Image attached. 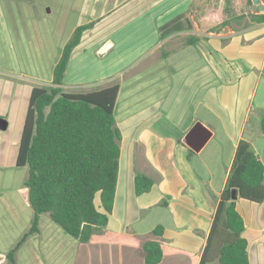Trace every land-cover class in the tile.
Returning <instances> with one entry per match:
<instances>
[{
	"label": "crops",
	"instance_id": "crops-1",
	"mask_svg": "<svg viewBox=\"0 0 264 264\" xmlns=\"http://www.w3.org/2000/svg\"><path fill=\"white\" fill-rule=\"evenodd\" d=\"M191 1L0 0V61L6 62L0 64V103H10L16 93L10 79L22 74L50 85L63 45L83 25L62 88L117 83L113 114L120 131L106 225L80 242L42 213L38 232L24 238L34 212L27 168L16 165L23 123L11 137L2 132L6 121L0 128V264H145L147 240L161 243L158 264H199L238 142H249L264 164V22L246 15L203 32L187 12ZM22 60L50 61L51 72L26 74ZM198 124L206 140L193 150L184 139ZM137 173L153 179L139 195ZM95 204L101 210L99 194ZM236 209L249 263L264 264V200L237 196ZM157 226L161 237L153 233Z\"/></svg>",
	"mask_w": 264,
	"mask_h": 264
},
{
	"label": "trees",
	"instance_id": "trees-1",
	"mask_svg": "<svg viewBox=\"0 0 264 264\" xmlns=\"http://www.w3.org/2000/svg\"><path fill=\"white\" fill-rule=\"evenodd\" d=\"M247 3L192 0L187 12L203 32L218 30L246 15L264 22V13H250ZM86 28L78 26L63 45L51 84L34 85L30 91L16 156V165L27 168L24 183L34 212L24 238L38 232L39 215L48 213L66 233L87 242L106 225L113 208L120 154V131L113 114L118 84L78 92L62 88L67 64ZM260 126L264 132V117ZM134 183L139 195L151 189L153 179L137 173ZM234 189L240 198L256 203L264 200V164L246 140L238 142L199 264H250L242 234L244 220L236 209L237 198L231 195ZM96 194L101 210L95 204ZM153 233L161 237L162 226ZM141 252L145 264H158L163 255L157 240L145 241ZM7 257L13 262L12 252Z\"/></svg>",
	"mask_w": 264,
	"mask_h": 264
},
{
	"label": "rangeland",
	"instance_id": "rangeland-1",
	"mask_svg": "<svg viewBox=\"0 0 264 264\" xmlns=\"http://www.w3.org/2000/svg\"><path fill=\"white\" fill-rule=\"evenodd\" d=\"M248 9V7H247ZM249 11V10H248ZM49 20V19H48ZM33 48V46H32ZM50 57L52 55H49ZM0 64H6L5 61H0ZM22 71L26 74H41L43 77H47L50 74L52 62L50 61H30V60H22ZM11 86L16 87V93L11 94V101L8 104L6 102V98H4L5 102L0 103V113H2L5 117L0 116V118L9 121V127L2 131L6 136L15 137L19 133L20 129V119H24V114L28 106L29 93L30 89L34 85H45L42 79L32 78L28 75L22 74V79L11 78ZM20 82V85L18 84ZM20 88V89H18ZM6 96V93H4ZM97 204V201H96Z\"/></svg>",
	"mask_w": 264,
	"mask_h": 264
},
{
	"label": "water",
	"instance_id": "water-1",
	"mask_svg": "<svg viewBox=\"0 0 264 264\" xmlns=\"http://www.w3.org/2000/svg\"><path fill=\"white\" fill-rule=\"evenodd\" d=\"M248 10L252 12H264V4L260 2V0H248L247 3ZM109 44H111V41H107L99 50L98 55H103L108 47ZM7 126L6 120L0 118V128L5 129ZM204 129H202V126L200 124L195 125L187 134L186 138L184 139V142L188 144L193 150H198L202 144L205 142L206 137H203ZM232 198H237L238 196V190L234 189L232 190Z\"/></svg>",
	"mask_w": 264,
	"mask_h": 264
}]
</instances>
